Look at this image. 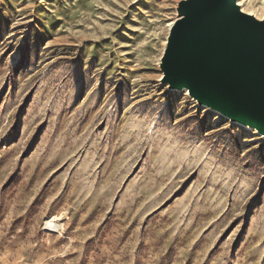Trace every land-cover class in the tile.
I'll return each mask as SVG.
<instances>
[{
    "label": "rangeland",
    "instance_id": "374dc122",
    "mask_svg": "<svg viewBox=\"0 0 264 264\" xmlns=\"http://www.w3.org/2000/svg\"><path fill=\"white\" fill-rule=\"evenodd\" d=\"M181 1L0 0V264H264V137L161 83Z\"/></svg>",
    "mask_w": 264,
    "mask_h": 264
},
{
    "label": "water",
    "instance_id": "95a60500",
    "mask_svg": "<svg viewBox=\"0 0 264 264\" xmlns=\"http://www.w3.org/2000/svg\"><path fill=\"white\" fill-rule=\"evenodd\" d=\"M237 0H183L160 59L161 83L264 137V23Z\"/></svg>",
    "mask_w": 264,
    "mask_h": 264
},
{
    "label": "bare ground",
    "instance_id": "6f19581e",
    "mask_svg": "<svg viewBox=\"0 0 264 264\" xmlns=\"http://www.w3.org/2000/svg\"><path fill=\"white\" fill-rule=\"evenodd\" d=\"M236 5L239 7V9H240V11H241L242 13H244V14H246V15H247V13H250V12L246 11V10L243 8V6L238 2V0H237V2H236ZM251 14H252V13H251ZM251 16H253L256 20H259V21L264 20V19H258V18H257L256 16H254L253 14H252ZM173 23H174V21L167 25V32H168V33H169V30H170V28H171V26H172ZM167 36H168V34H167ZM166 39H167V37H166ZM165 45H166V44H165ZM164 49H165V47H164ZM164 49H163V51H164ZM173 91H178V90H173ZM183 92H186V91H183ZM245 127L247 128V126H245ZM45 225H46L47 228H51V227H53V226H54V224H53V220H48V221H46Z\"/></svg>",
    "mask_w": 264,
    "mask_h": 264
},
{
    "label": "snow or ice",
    "instance_id": "6c2138e0",
    "mask_svg": "<svg viewBox=\"0 0 264 264\" xmlns=\"http://www.w3.org/2000/svg\"><path fill=\"white\" fill-rule=\"evenodd\" d=\"M247 15L251 16L252 14L251 13H247ZM261 22L264 23V20H262Z\"/></svg>",
    "mask_w": 264,
    "mask_h": 264
}]
</instances>
